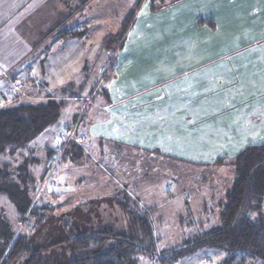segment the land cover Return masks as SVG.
Instances as JSON below:
<instances>
[{
    "label": "rangeland",
    "instance_id": "374dc122",
    "mask_svg": "<svg viewBox=\"0 0 264 264\" xmlns=\"http://www.w3.org/2000/svg\"><path fill=\"white\" fill-rule=\"evenodd\" d=\"M145 1H141L138 10ZM129 2L132 3L133 0H113L110 10L114 9L116 14L110 17L109 23H106L104 17L96 20L97 4L94 3L93 11L90 12L95 14L90 15L88 22L84 23L90 25V30L85 33L84 39L74 40L72 47H69L71 49L67 50L66 61H60L59 45H55L56 52L51 56V61H48L47 65L46 63H43V66L39 65L36 69L38 75L34 77L41 78L44 75L47 81V84L39 81L43 83L42 91L46 90L50 96L58 97L62 95L61 91L65 90L69 98L55 125L48 127L24 148L0 157V162L11 163L9 170L11 180L0 186L7 192L0 193V216L14 233L31 230L33 215L28 216V211L32 207L37 208L46 204L55 212L71 209L87 203L90 199L110 197V194L119 193L125 190V187L127 193L136 199L141 208L149 210L157 252L177 248L190 250L200 238H203L202 236L209 234L210 229L219 224L220 202H224L223 192L228 186L226 178L231 176L230 167H218L212 162L190 163L185 159L167 157L162 152H146L133 146L119 144L121 146L115 147L116 144L110 143L106 136L101 140H95L87 132L91 116V119L100 116L95 119V123L99 122L102 125L101 129L105 126L107 131L111 132L107 136L121 135V140L126 139L127 142H131L135 136L137 141L144 144L145 136L152 135L153 144L160 150L167 139L176 137L175 125L181 121L180 119L183 118L187 125L195 119L210 120L209 118L215 115V112L208 113L209 111L201 110L197 111V116H194L192 115L194 110L189 108L191 105L198 102L215 103L216 100L224 97L223 94L215 96L202 86L199 90L190 93H178L177 90L180 88L170 86L169 90L173 92L160 93V89L162 90L165 85L161 82L166 79H150L147 72L138 71L142 77H138L136 82H138L137 89L141 92L131 96L128 94L131 97L129 100H134L130 102V108L124 104L117 110L106 109V112L112 116L111 121L110 115L95 109L96 104L106 100L117 104L120 102L119 99L124 97L115 93L119 80L109 84L115 93L112 92L111 95L113 100L108 97L109 94H105L107 81L115 65L113 54L115 47L102 46L99 35L103 28L109 29L108 34H116L117 31L113 32L112 27L114 24L119 25L124 17L123 14L129 10ZM221 32L217 31L216 47H211L212 52L218 54L230 52L228 46H224L223 40H220ZM169 41L163 39V44L150 47V52L166 56L176 53L179 47L168 44ZM232 48L233 52H240L242 47ZM146 64L138 63V66ZM104 75H106L105 80H103ZM27 81L31 85L33 79ZM157 82L158 85H155ZM144 83L147 85L144 86ZM17 102L10 107L29 101L23 99ZM149 102L153 103L152 111L146 108ZM173 103H180L181 107L186 109L176 110L177 107ZM178 112L179 116H177ZM181 112L184 113L183 117ZM73 117L77 118L78 123L72 140L77 135L84 136L83 146L86 151L83 164L72 165L59 160L51 168L47 159L48 148L57 147L56 133L62 132L69 124L71 126L75 124L77 120L75 121ZM191 129V126L185 127L186 141L196 139ZM212 137L214 138L215 135L212 134L210 137L205 133L200 134L199 150H195L196 147L194 149L195 155H201L197 161L205 162L209 159L215 161L217 154L226 150L227 142L223 139V135L217 138L218 142L210 140ZM163 148L162 146V150ZM169 151L171 152V149ZM220 160L227 162V159ZM113 187L115 189H111ZM27 206L29 208L25 211ZM262 213L264 214V200ZM255 216V213L248 214L252 219ZM240 258L238 255L230 260L225 252H217L202 246L195 248L192 254L172 263L167 261L161 263L155 258L141 255L137 264H238ZM247 264H264V260H251Z\"/></svg>",
    "mask_w": 264,
    "mask_h": 264
},
{
    "label": "crops",
    "instance_id": "0c3cea01",
    "mask_svg": "<svg viewBox=\"0 0 264 264\" xmlns=\"http://www.w3.org/2000/svg\"><path fill=\"white\" fill-rule=\"evenodd\" d=\"M141 1L129 2V10L123 14L119 25L114 24L112 27L113 32L117 31L116 34H108L109 29L103 28L99 35L102 46L115 47V65L107 81L108 97L113 100L109 84L117 80L119 85L115 93L124 97L119 99L118 105L106 100L96 104L95 109L110 115L106 109L117 110L124 104L130 108V102L134 101L129 100L130 96L141 92L137 89L136 79L142 77L138 71L147 72L150 79L165 78L161 82L165 85L160 93L173 92L169 90L170 86L180 88L178 93L194 92L202 86L209 93L215 96L223 94L224 97L215 103L198 102L191 105L189 108L194 110V116L201 110L215 112V115L210 120L195 119L187 125L183 118L180 122L177 118L176 137L167 139L162 144L163 150L162 146L159 150L153 144L152 135L145 136L144 144L137 141L135 136L131 142L121 140V135L107 136L111 132L105 126L101 129L99 122L95 123V119L100 116L93 119L91 116L87 125L91 138L101 140L106 136L110 143L116 144L115 147L133 146L146 152H162L167 157L185 159L190 163L212 162L216 165L220 159L231 161L248 147L264 145V0H164L153 11L149 0L138 10ZM94 3L97 4L96 20L104 17L109 23L110 17L116 14L114 9L110 10L113 0H0V109L10 107L19 100L38 101L50 95L48 91L41 90V85L47 84V81L44 75L41 78L34 77L38 75L36 69L51 61V56L56 52L55 45H59L60 61H66L67 50L71 49L69 47H72L74 40L84 39L85 33L90 30V25L84 23L88 22L90 15L95 14L90 12L93 11ZM217 31H222L220 40L230 52H212L211 47L217 45ZM73 32L76 34L71 36ZM163 39L179 47L176 53L166 56L150 52L149 48L162 45ZM233 46L242 48L240 52H233ZM138 63L147 64L138 66ZM28 79H33L31 85ZM15 80L22 83L23 90L8 98L5 91ZM68 98L64 99L67 101ZM173 104L176 110L186 109L180 103ZM146 108L152 111L153 103L149 102ZM180 114L184 116L183 112ZM186 126L192 127L191 132L196 139H184ZM58 132L55 135L56 142ZM201 133L210 137L215 135L210 138L214 142H218L217 138L223 135L227 142L226 150L217 154L215 161H197L201 155L194 153L199 150ZM74 140L85 153L84 136L77 135ZM53 150L48 148V161ZM65 162L78 165L69 160ZM114 195L112 193L110 197Z\"/></svg>",
    "mask_w": 264,
    "mask_h": 264
},
{
    "label": "trees",
    "instance_id": "16d2710c",
    "mask_svg": "<svg viewBox=\"0 0 264 264\" xmlns=\"http://www.w3.org/2000/svg\"><path fill=\"white\" fill-rule=\"evenodd\" d=\"M149 2L153 11L164 0ZM61 92L60 98L46 95L44 100L0 109V157L24 148L59 121L68 97L65 90ZM55 152L56 148L49 154V164ZM84 156L73 139L58 161L79 165ZM220 163L230 167L231 176L226 178L219 224L190 250L157 252L149 210L122 190L113 197L56 212L46 204L32 207L28 211V216L33 215L29 233H14L0 216V264H137L141 255L172 263L202 246L225 252L230 260L239 255L238 264L264 260V145L248 147L231 161L219 160L217 166ZM9 170L11 163L0 162V186L11 180ZM0 193L7 192L0 188ZM249 213H255V218L248 217Z\"/></svg>",
    "mask_w": 264,
    "mask_h": 264
},
{
    "label": "built area",
    "instance_id": "2783aa9c",
    "mask_svg": "<svg viewBox=\"0 0 264 264\" xmlns=\"http://www.w3.org/2000/svg\"><path fill=\"white\" fill-rule=\"evenodd\" d=\"M22 90H23L22 83L18 80H15L13 81L12 86L6 89L5 96L8 98H12L13 96L20 93ZM77 123H78V120L72 126L70 125V126L64 127L62 132L58 133L57 135L58 145L56 148V152L54 153V156L52 157L51 168L57 163L58 159L60 158L68 142L72 140L74 133H75V128H76Z\"/></svg>",
    "mask_w": 264,
    "mask_h": 264
}]
</instances>
